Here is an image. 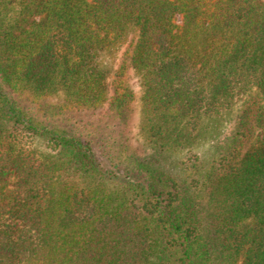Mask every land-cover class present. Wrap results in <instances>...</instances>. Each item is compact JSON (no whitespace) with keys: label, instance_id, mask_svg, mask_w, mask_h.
Listing matches in <instances>:
<instances>
[{"label":"trees","instance_id":"1","mask_svg":"<svg viewBox=\"0 0 264 264\" xmlns=\"http://www.w3.org/2000/svg\"><path fill=\"white\" fill-rule=\"evenodd\" d=\"M0 264H264V0H0Z\"/></svg>","mask_w":264,"mask_h":264},{"label":"rangeland","instance_id":"2","mask_svg":"<svg viewBox=\"0 0 264 264\" xmlns=\"http://www.w3.org/2000/svg\"><path fill=\"white\" fill-rule=\"evenodd\" d=\"M124 51V47L120 50V52L118 53V55H121V53H123ZM119 61V59H118ZM128 82L131 86V88L133 89L135 96H136V101L133 104V114H132V118L131 121L129 122V127L126 130V134L131 138V142L133 144V146L135 147H139V140L136 141V138L140 139V133H139V127H138V123H139V110H140V102H139V98L141 95V89L137 83V80L133 77L132 71H129V77H128ZM107 112V107H103L101 109H99L98 111L94 112V113H85V114H81L79 115V117H83L84 120L87 119H92V118H96L98 116H104ZM204 148V147H203Z\"/></svg>","mask_w":264,"mask_h":264}]
</instances>
